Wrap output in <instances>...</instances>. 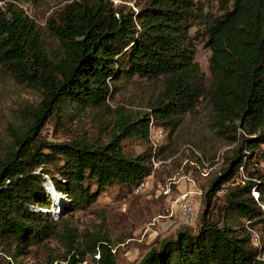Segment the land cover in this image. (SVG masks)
Instances as JSON below:
<instances>
[{
  "label": "trees",
  "instance_id": "trees-1",
  "mask_svg": "<svg viewBox=\"0 0 264 264\" xmlns=\"http://www.w3.org/2000/svg\"><path fill=\"white\" fill-rule=\"evenodd\" d=\"M220 1L213 15L200 0H138L135 9L65 0L41 24L22 0H0V71L34 98L18 109L8 144L0 145V264H21L52 240L68 255L45 264L81 260L75 230L50 215L45 176L68 199V215L87 210L107 187L138 185L155 174L154 163L173 157L177 169L185 157L210 179L198 228L162 240L138 264H264V168L248 172L253 162L264 167V0ZM192 28L204 30L202 42ZM198 43L210 51L207 76L195 61ZM134 78L154 83L155 92L133 105L117 102ZM61 117L94 118L96 131L42 139L45 124L59 125ZM150 124L167 130V144L151 145ZM193 133L198 141L188 138ZM129 139L145 150L124 151ZM240 168L246 177L235 185ZM95 245L99 264H115L106 238Z\"/></svg>",
  "mask_w": 264,
  "mask_h": 264
},
{
  "label": "rangeland",
  "instance_id": "rangeland-1",
  "mask_svg": "<svg viewBox=\"0 0 264 264\" xmlns=\"http://www.w3.org/2000/svg\"><path fill=\"white\" fill-rule=\"evenodd\" d=\"M64 1L22 0L19 5L26 14L33 16L42 24L52 11L59 8ZM111 1L115 5H129L133 9L136 8V3L138 2V0ZM200 1L204 4L205 10L209 14L216 15L221 11L220 8L223 1ZM203 32L204 30L201 28L197 30L192 28L190 30L191 34L201 37V42L204 38ZM209 55L210 51L204 46V43H198L195 61L199 64L201 72L205 76L208 75ZM155 89L156 85L154 83L134 78L127 86L119 89L116 101L129 105L131 102V105H133L132 100L138 103L140 99L152 95ZM33 100L32 93L12 82L0 71V145L2 149L8 144L7 128H11L8 124L14 123L18 119V109L23 108L24 102H32ZM61 118L59 125H56V120H49L42 128L40 137L51 142H62L71 141L74 137L81 135L88 136V134L96 131L97 124L94 118L82 117L83 120L79 124L77 121L71 122L68 118ZM199 123L201 122L199 121ZM155 126L162 128L164 131V141L160 146L167 144L169 139L167 130L161 125L155 124ZM192 128L197 132V128ZM107 131V129L102 130L101 136H107ZM189 137L198 141L196 133L188 135ZM205 138L208 140L210 136L205 135ZM193 142L195 141L193 140ZM216 146L219 147L218 144ZM226 148L224 147L219 152L217 151L218 154H216L215 158L217 164L222 162L221 155ZM123 149L133 155H138L145 150V145L141 141L129 139L124 141ZM168 159L172 161L174 157ZM168 159L160 160L162 167H156L155 174L144 179V186L139 193L133 192L135 186L127 188L115 184L107 187L87 210L70 212L68 215L62 212L63 207L69 205L68 199L61 197L54 190L48 176H45L47 182L44 186L53 200L49 208L50 215H53L57 221L61 219L67 220L69 226L75 230L73 241L75 246L80 248L82 252V255L79 256L81 260L77 261V264H99V248L95 243L96 239L100 237L107 239V246L115 260V264H138L150 248L157 246L164 239L174 238L179 230H189L191 233L197 230L199 216L204 209L203 195L201 197L196 196L197 215L187 224L183 223L179 216V200H176L180 195L190 190L191 184L189 180L194 182L196 188L202 192L203 187L208 185L210 179H208V176L206 177V172L198 173L192 164L189 165L186 162L185 157L181 158L178 169L177 165L172 164ZM263 168L260 163L253 162L249 164L248 172L253 173ZM244 176L246 177L245 172ZM156 183H161L162 185L172 184L169 185L170 193L168 195L160 193ZM217 195L222 196L221 193H217ZM252 195L255 197L256 191L252 190ZM262 207H264V204ZM170 214L173 215L168 218ZM161 223L165 226L164 228H161ZM253 238L257 239V244L262 241L260 236L259 238L254 236ZM253 243H255V240ZM48 248L45 252L33 248L30 255L19 260L21 264H45V260L49 257L56 259L63 257L65 254L68 255L67 249L56 240L49 242ZM94 250H96L95 253ZM61 264H67V262L62 261Z\"/></svg>",
  "mask_w": 264,
  "mask_h": 264
},
{
  "label": "built area",
  "instance_id": "built-area-1",
  "mask_svg": "<svg viewBox=\"0 0 264 264\" xmlns=\"http://www.w3.org/2000/svg\"><path fill=\"white\" fill-rule=\"evenodd\" d=\"M149 140L150 143L153 147L157 148L158 146H160L163 141H164V131L162 128L160 127H156L154 124H150L149 126ZM263 149H264V145H263ZM154 167H157L158 164L154 163ZM244 177V172L242 171V168H240V177L237 179V182L235 183L238 184L241 181V179H243ZM190 184V190H188L186 193H183L182 195L179 196V198L176 200H179V206H178V212H179V216L181 218V220L183 221V223L187 224L189 223L192 219H194L197 215V203H196V196L197 197H201L202 196V192L196 188L195 183L192 182L191 180ZM232 183H228L227 185H231ZM226 185V186H227ZM234 185V184H232ZM231 185V186H232ZM144 186V181L140 182L138 185L135 186V188L133 189L134 193H139L142 189V187ZM156 187L157 189L160 191V193H163L164 195H168L170 193V186L168 185H162L161 183H156ZM224 187V186H223ZM225 188H221L219 190L218 193L223 194L225 192ZM257 197V193L255 198ZM173 214H170L168 218H171ZM169 226H171L170 223H168ZM165 226L161 223V228H164ZM255 240V243L257 244V239L253 238V241Z\"/></svg>",
  "mask_w": 264,
  "mask_h": 264
}]
</instances>
